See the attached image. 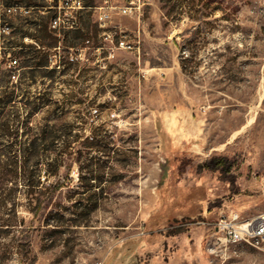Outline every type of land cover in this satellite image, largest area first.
Instances as JSON below:
<instances>
[{
    "label": "rangeland",
    "instance_id": "rangeland-1",
    "mask_svg": "<svg viewBox=\"0 0 264 264\" xmlns=\"http://www.w3.org/2000/svg\"><path fill=\"white\" fill-rule=\"evenodd\" d=\"M50 4L0 0V264H264V240L207 250L221 213H264V0H139L105 29L84 0L60 34Z\"/></svg>",
    "mask_w": 264,
    "mask_h": 264
},
{
    "label": "built area",
    "instance_id": "built-area-1",
    "mask_svg": "<svg viewBox=\"0 0 264 264\" xmlns=\"http://www.w3.org/2000/svg\"><path fill=\"white\" fill-rule=\"evenodd\" d=\"M117 0H104L102 11L97 16V25L105 29L110 22V11L118 9L122 14L132 15L139 11V0H127V5H115L112 2ZM48 7L50 12L48 27L58 34L70 30L79 29V14L85 8L84 0H50ZM54 2V3H52ZM31 6H23L18 3L4 6L6 14H24L31 10ZM9 28L0 23V46ZM18 60L11 58L9 67H17ZM211 225L214 231L213 239L209 241L207 250L215 253L218 248L227 243H258L264 240V213L258 214L253 218L244 219L237 212L230 211L221 213Z\"/></svg>",
    "mask_w": 264,
    "mask_h": 264
},
{
    "label": "trees",
    "instance_id": "trees-1",
    "mask_svg": "<svg viewBox=\"0 0 264 264\" xmlns=\"http://www.w3.org/2000/svg\"><path fill=\"white\" fill-rule=\"evenodd\" d=\"M34 147L35 146H33V144H27V145L25 144L21 146V151L25 153L31 150L32 148L34 149ZM9 165L11 164L5 163L3 167L2 176H1V180L3 184H5L11 176L16 175L17 171L26 172V167H27L26 161L20 162V164L13 166V168H9ZM31 185H34V184H31Z\"/></svg>",
    "mask_w": 264,
    "mask_h": 264
}]
</instances>
